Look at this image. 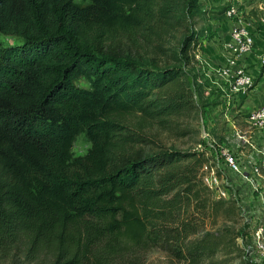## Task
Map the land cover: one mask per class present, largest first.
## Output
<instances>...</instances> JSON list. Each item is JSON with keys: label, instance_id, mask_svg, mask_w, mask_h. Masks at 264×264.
Wrapping results in <instances>:
<instances>
[{"label": "trees", "instance_id": "obj_1", "mask_svg": "<svg viewBox=\"0 0 264 264\" xmlns=\"http://www.w3.org/2000/svg\"><path fill=\"white\" fill-rule=\"evenodd\" d=\"M195 11L199 0H0V34L20 39L0 43V255L141 264L133 252L152 245L182 264L241 255L249 220L234 198L211 196L203 153L150 150L124 120L164 123L198 107L201 82L185 66L198 29L181 36L176 63L131 52ZM81 132L90 146L74 154Z\"/></svg>", "mask_w": 264, "mask_h": 264}, {"label": "rangeland", "instance_id": "obj_2", "mask_svg": "<svg viewBox=\"0 0 264 264\" xmlns=\"http://www.w3.org/2000/svg\"><path fill=\"white\" fill-rule=\"evenodd\" d=\"M80 4H85L89 0H75ZM264 0H199V11H195L193 15L182 19L177 27L170 30L153 35L152 42L149 47H140L136 42L132 46V56L139 59L142 63H156L158 65L176 63L175 52L178 50L180 38L183 33L190 28L198 29L200 38L194 45L189 48V63L186 64L188 69V78L192 74H196L201 86L194 88V101L198 103V107L191 108L185 113L179 114L174 119L167 122L144 119L140 113H129L124 115V120L137 131L146 133L151 142L148 149L158 148H177L197 150V143L200 141V115L207 120L211 128L218 131L222 127L221 108L225 105L221 103L222 99L219 93H208L205 89V72L208 71L210 65H217L220 60H212L208 56V52L212 48L223 51V56L227 54L225 47L226 41L230 39V29L241 23L248 22L251 30L256 34L255 43L253 45L254 54L251 55L252 63L257 62L258 55L264 50L263 47L256 46V40L264 39V22L260 19L264 9H260L259 4ZM264 6V4H263ZM229 8H233L230 14L227 12ZM263 10V11H262ZM244 20V21H243ZM261 39V40H262ZM20 39L13 35L0 34V43H15ZM158 42V43H157ZM161 45V48H160ZM159 46V47H158ZM77 84H86L84 78L81 77L76 81ZM264 82L260 81L254 88L249 90L246 96V102L252 99L260 100L264 92ZM236 100V98H235ZM236 102V101H235ZM237 104V103H236ZM235 104V106H236ZM90 146V140L84 132L79 133L73 143V153L82 154ZM199 170V166H198ZM211 196L216 197L215 193L209 189ZM228 199V198H225ZM257 222V218L249 221L246 227L245 237L238 236L237 241L242 247L241 255L236 256L231 264H264V248L252 246L253 227ZM254 245V244H253ZM141 264H182L180 260L172 256L168 251L160 246H148L145 249H138L133 252ZM0 264H37L35 261H25L23 255L16 253L14 249L5 255H0Z\"/></svg>", "mask_w": 264, "mask_h": 264}, {"label": "built area", "instance_id": "obj_3", "mask_svg": "<svg viewBox=\"0 0 264 264\" xmlns=\"http://www.w3.org/2000/svg\"><path fill=\"white\" fill-rule=\"evenodd\" d=\"M263 4H259L260 9H264ZM232 11L233 8L227 10L229 14ZM260 19L264 22V11ZM255 38L248 22L234 25L230 39L224 43L227 54L205 72V89L210 94L219 93L225 105L220 110L222 127L218 131L213 129L214 132L200 115L196 149L203 153L199 164L201 181L216 197L234 198L249 221L257 218L252 246L263 249L264 94L260 100L246 102L249 90L264 82V50L252 63Z\"/></svg>", "mask_w": 264, "mask_h": 264}, {"label": "crops", "instance_id": "obj_4", "mask_svg": "<svg viewBox=\"0 0 264 264\" xmlns=\"http://www.w3.org/2000/svg\"><path fill=\"white\" fill-rule=\"evenodd\" d=\"M262 38H260V40H259V38L256 40V46H259L260 48L261 47H263L264 46V39H262ZM208 56H209V58L210 59H212V60H215V61H217V60H222V58H223V51L221 50H218V49H214V48H212L208 53Z\"/></svg>", "mask_w": 264, "mask_h": 264}]
</instances>
